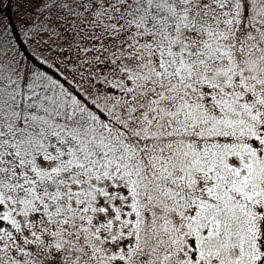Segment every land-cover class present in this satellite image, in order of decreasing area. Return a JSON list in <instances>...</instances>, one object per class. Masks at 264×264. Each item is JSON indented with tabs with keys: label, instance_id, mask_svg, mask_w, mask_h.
Returning <instances> with one entry per match:
<instances>
[{
	"label": "rangeland",
	"instance_id": "obj_1",
	"mask_svg": "<svg viewBox=\"0 0 264 264\" xmlns=\"http://www.w3.org/2000/svg\"><path fill=\"white\" fill-rule=\"evenodd\" d=\"M60 1L74 14L57 11L53 0H17L15 15L31 51L96 102L138 110L137 125L187 135L171 148L179 158L162 157L157 165L163 172L172 162L171 192L183 201V212L175 207L174 214L179 258L254 264L264 251V89L237 96L232 75L221 79L238 0ZM4 2L0 264H48L58 253L69 264H125L137 210L125 155L116 147L124 143L106 133L110 149L82 156L80 131L62 114L75 96L60 91L53 107L44 102L53 80L24 67L4 24ZM209 73H217L216 87L203 85ZM251 156L262 163L257 170ZM184 186L201 192L188 195ZM51 224L56 231L46 232Z\"/></svg>",
	"mask_w": 264,
	"mask_h": 264
},
{
	"label": "trees",
	"instance_id": "obj_2",
	"mask_svg": "<svg viewBox=\"0 0 264 264\" xmlns=\"http://www.w3.org/2000/svg\"><path fill=\"white\" fill-rule=\"evenodd\" d=\"M91 1L101 5H114L118 2V0ZM136 1L139 2V0ZM16 3L17 0H5L1 8L4 24L8 28L14 46L18 49L19 55L22 57L24 64H26L24 67L30 65L34 69L39 70V74L42 76H49L53 80V85L43 92L45 95L43 97L44 102L53 107L58 102L54 99L60 91L66 92L68 90L75 96V105L73 107H70V105L64 106L65 110H62V114L65 116V120H68L70 124L76 125L80 131V136L76 141L79 144L78 147L82 150V156H93L94 152H98L100 149L104 150L103 147L110 149L109 143L111 141L105 136L106 133H109L111 139H113L111 133H115L124 143L123 147L117 144L116 147L125 155L124 163L126 164V171L132 180L131 187L137 210L136 235L133 238L125 264H194L193 260L188 257L180 259L177 254L176 244L180 242L178 237L180 226L178 223L176 224V216L174 214L177 210L175 207L180 212H183L184 207L181 205L183 201L181 200L178 203L176 195L173 196L171 192L173 186L169 182L172 180L173 175L171 176V171L168 174L167 167H170L172 162L166 163L163 172L161 168L157 169L160 158L166 157L172 159V161L179 158L177 157V152L173 153L171 148L176 145V142H178L177 145H180L181 141L186 139V133L178 134V136H176L175 132L169 135L167 132H159L157 134L152 132L154 131L153 123L149 125L150 130L146 129L143 124L141 126L136 124L135 120L137 117L133 116L138 114V110L128 114L125 113L123 107H119L121 106L119 104L114 105L111 109L109 106H104L101 102H96L91 97L84 95L66 75L37 57L31 51L15 15L17 14ZM53 4L59 12H63L66 15L74 14V10L60 0H53ZM231 31L232 34H230L228 44L230 58L227 66H224L228 72L223 71L222 73L224 74L221 73V79L232 75V79L236 80L240 90V94H236L237 96L249 94V90L254 88L256 90L264 89V0H238V13L235 18L234 29L232 28ZM175 39H177L181 47L184 38L178 36ZM127 59L125 60L127 61ZM122 65L123 67L127 66V64ZM215 74L217 73H209L203 85L216 87L218 80H216ZM41 89H43V86ZM116 108H119L120 112H117ZM77 116L80 119L75 122ZM51 125H54L53 121H51ZM105 137L107 141L109 140L108 145L103 144ZM162 145L170 149L168 153L166 149L162 148ZM86 146H90V148L88 149ZM263 159L264 157H261L259 161L263 163ZM251 160L254 161L253 170H257L262 164L256 162L258 159L255 156H251ZM2 177L0 169V178ZM167 187L169 190H167ZM192 190L199 191L198 186L192 187ZM192 190L190 191L189 186L183 192L189 195V192H193ZM201 199L202 196L196 197L194 202L200 204ZM206 211L208 212L207 214H212L215 211L214 205L209 203L208 200ZM166 217H169V219L167 220ZM186 220L191 222L193 219H190V215H188ZM45 231H52L53 233L56 230L51 224ZM54 258L56 259L55 261L50 260L47 263L69 264L68 261L59 257V253ZM254 264H264V251L258 256Z\"/></svg>",
	"mask_w": 264,
	"mask_h": 264
}]
</instances>
